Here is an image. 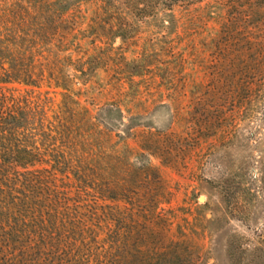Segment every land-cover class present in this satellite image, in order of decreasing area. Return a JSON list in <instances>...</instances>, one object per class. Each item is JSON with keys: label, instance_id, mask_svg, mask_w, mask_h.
<instances>
[{"label": "trees", "instance_id": "16d2710c", "mask_svg": "<svg viewBox=\"0 0 264 264\" xmlns=\"http://www.w3.org/2000/svg\"><path fill=\"white\" fill-rule=\"evenodd\" d=\"M203 1L221 25L212 47L257 58L245 89L253 81L264 96V0H0V264H147L139 231L125 233L129 216L154 214L160 181L149 162L126 181L129 160L102 136L124 125L122 111L106 103L91 115L80 99L116 39L135 41L144 26L175 27L179 8ZM86 20L88 29L77 30ZM133 62L123 57L110 73L130 84L148 66ZM43 87L60 90L51 115L47 92L34 90ZM148 172L152 182L137 180ZM254 237L235 251L230 245L232 263L264 264V229Z\"/></svg>", "mask_w": 264, "mask_h": 264}, {"label": "rangeland", "instance_id": "374dc122", "mask_svg": "<svg viewBox=\"0 0 264 264\" xmlns=\"http://www.w3.org/2000/svg\"><path fill=\"white\" fill-rule=\"evenodd\" d=\"M206 4L179 8L175 27L144 26L135 41L116 39L111 60L80 99L91 115L106 103L122 111L124 125L102 136L129 160L126 181L148 162L160 181L154 214L129 216L125 233L129 239L141 234L147 264H237L230 245L235 251L254 243L264 229V96L253 81L245 89L256 77L258 68L249 64L257 58L212 47L221 25L208 17L214 9ZM92 9L82 7L87 15ZM87 22L77 30H87ZM148 43L158 50L145 51ZM123 57L148 65L130 84L110 73ZM34 90L47 92L49 115L58 111L59 89ZM152 173L137 180L152 182Z\"/></svg>", "mask_w": 264, "mask_h": 264}, {"label": "water", "instance_id": "95a60500", "mask_svg": "<svg viewBox=\"0 0 264 264\" xmlns=\"http://www.w3.org/2000/svg\"><path fill=\"white\" fill-rule=\"evenodd\" d=\"M199 201H204V198L203 197H200Z\"/></svg>", "mask_w": 264, "mask_h": 264}]
</instances>
